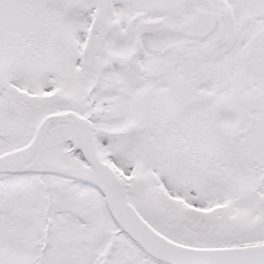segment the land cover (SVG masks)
Segmentation results:
<instances>
[{"label": "snow or ice", "instance_id": "snow-or-ice-1", "mask_svg": "<svg viewBox=\"0 0 264 264\" xmlns=\"http://www.w3.org/2000/svg\"><path fill=\"white\" fill-rule=\"evenodd\" d=\"M0 264H264V0H0Z\"/></svg>", "mask_w": 264, "mask_h": 264}]
</instances>
